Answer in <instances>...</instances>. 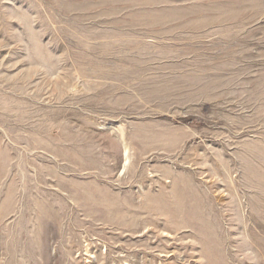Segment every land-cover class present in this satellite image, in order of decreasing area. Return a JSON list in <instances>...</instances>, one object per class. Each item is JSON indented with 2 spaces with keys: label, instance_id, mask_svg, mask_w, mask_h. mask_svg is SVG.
Here are the masks:
<instances>
[{
  "label": "rangeland",
  "instance_id": "1",
  "mask_svg": "<svg viewBox=\"0 0 264 264\" xmlns=\"http://www.w3.org/2000/svg\"><path fill=\"white\" fill-rule=\"evenodd\" d=\"M0 264H264V0H0Z\"/></svg>",
  "mask_w": 264,
  "mask_h": 264
},
{
  "label": "bare ground",
  "instance_id": "2",
  "mask_svg": "<svg viewBox=\"0 0 264 264\" xmlns=\"http://www.w3.org/2000/svg\"><path fill=\"white\" fill-rule=\"evenodd\" d=\"M86 253H87V250H86Z\"/></svg>",
  "mask_w": 264,
  "mask_h": 264
}]
</instances>
